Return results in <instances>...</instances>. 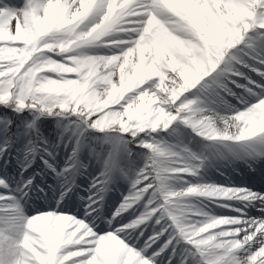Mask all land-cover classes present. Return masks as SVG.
<instances>
[{"label":"snow or ice","instance_id":"obj_1","mask_svg":"<svg viewBox=\"0 0 264 264\" xmlns=\"http://www.w3.org/2000/svg\"><path fill=\"white\" fill-rule=\"evenodd\" d=\"M0 264H264V0H0Z\"/></svg>","mask_w":264,"mask_h":264},{"label":"bare ground","instance_id":"obj_2","mask_svg":"<svg viewBox=\"0 0 264 264\" xmlns=\"http://www.w3.org/2000/svg\"><path fill=\"white\" fill-rule=\"evenodd\" d=\"M237 179H240V177H237ZM113 199L119 198V193L110 194Z\"/></svg>","mask_w":264,"mask_h":264},{"label":"rangeland","instance_id":"obj_3","mask_svg":"<svg viewBox=\"0 0 264 264\" xmlns=\"http://www.w3.org/2000/svg\"><path fill=\"white\" fill-rule=\"evenodd\" d=\"M12 3H20V0H11ZM118 199V198H117Z\"/></svg>","mask_w":264,"mask_h":264}]
</instances>
